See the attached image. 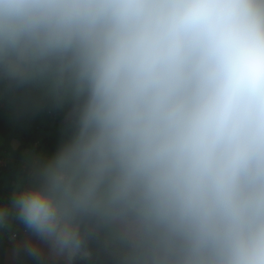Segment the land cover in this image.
Segmentation results:
<instances>
[{"label":"clouds","instance_id":"clouds-1","mask_svg":"<svg viewBox=\"0 0 264 264\" xmlns=\"http://www.w3.org/2000/svg\"><path fill=\"white\" fill-rule=\"evenodd\" d=\"M0 108L12 259L264 264V0H0Z\"/></svg>","mask_w":264,"mask_h":264},{"label":"trees","instance_id":"trees-1","mask_svg":"<svg viewBox=\"0 0 264 264\" xmlns=\"http://www.w3.org/2000/svg\"><path fill=\"white\" fill-rule=\"evenodd\" d=\"M0 117L8 121L9 129H8V134L5 136V139L7 141L6 147L12 153V160L8 163L3 173L4 177L9 180V183L7 186H3L0 188V194L3 196L4 200H7L10 198L12 190L14 189L13 182H16V178L22 173L21 151L26 150L30 144L35 143L40 128L46 126H43L41 124L40 125L33 124L26 127L17 125L13 122L12 119L9 118V112L3 108L0 109ZM43 129L50 131L49 128H43ZM14 138L22 141V145L16 151L12 149L10 144L12 139ZM55 147L56 146L54 141L49 144V148H51L52 150H54ZM5 245L6 244L4 242L3 243L0 242V264H4L3 251L5 249ZM19 264H35V261H32L27 257H21V259L19 260Z\"/></svg>","mask_w":264,"mask_h":264},{"label":"rangeland","instance_id":"rangeland-1","mask_svg":"<svg viewBox=\"0 0 264 264\" xmlns=\"http://www.w3.org/2000/svg\"><path fill=\"white\" fill-rule=\"evenodd\" d=\"M9 118L12 119L10 114H9ZM33 124H37V125L41 124L43 126H46V127H43V128H49L50 131H47L46 129L40 128L36 142L33 143V144H30L29 147L35 145L37 147H42V148H46L48 150H52L51 148H49V144L54 141L55 142V146H56V144L58 142V138H59V131H58L59 130V121L57 119L51 117V116H39L32 123H30V124H28L26 126L33 125ZM6 126H7L6 121L0 117V128H1V131L4 128H6ZM26 126H22V127H26ZM4 137L5 136L0 134V151L2 149L6 150L5 155L2 157V161H1V165H0V173H4V171H5V167L2 166V163L3 162L9 163L12 160V153L6 147L7 141H6V139ZM0 180H1L0 181V188H1V187H3V185H2L3 183L2 182H4V177L0 176ZM5 185H8V182H6ZM0 199H3V196L1 194H0ZM9 258H10L11 261L13 260L12 257H11V254L9 255Z\"/></svg>","mask_w":264,"mask_h":264},{"label":"crops","instance_id":"crops-1","mask_svg":"<svg viewBox=\"0 0 264 264\" xmlns=\"http://www.w3.org/2000/svg\"><path fill=\"white\" fill-rule=\"evenodd\" d=\"M5 120V119H4ZM6 123H7V126L6 128H4L2 131H1V128H0V134L3 135V136H6L8 134V129H9V124H8V121L5 120ZM5 138V137H4ZM27 150V149H26ZM51 151V150H49ZM5 152L6 150L2 149L0 151V165H1V161H2V157L5 155ZM5 158V157H4ZM0 176L4 177L3 176V173H0ZM25 177H24V172H23V169H22V173L21 175H19L17 178H16V182H13V187H15L16 183L18 182V180H24ZM1 181V180H0ZM8 182L9 183V180L7 178L4 177V182H2L3 186H7L5 185V183ZM13 191V190H12ZM21 235H22V232H21ZM0 242H4L6 245H5V249L3 251V263L4 264H19V260H10L9 258V255L11 254V249H12V244L9 242L8 238H7V235H3V236H0Z\"/></svg>","mask_w":264,"mask_h":264},{"label":"water","instance_id":"water-1","mask_svg":"<svg viewBox=\"0 0 264 264\" xmlns=\"http://www.w3.org/2000/svg\"><path fill=\"white\" fill-rule=\"evenodd\" d=\"M21 145H22V141L21 140L16 139V138L12 139L11 147H12V149L14 151L18 150Z\"/></svg>","mask_w":264,"mask_h":264},{"label":"built area","instance_id":"built-area-1","mask_svg":"<svg viewBox=\"0 0 264 264\" xmlns=\"http://www.w3.org/2000/svg\"><path fill=\"white\" fill-rule=\"evenodd\" d=\"M7 165H8L7 162H3V163H2V166L5 167V168L7 167Z\"/></svg>","mask_w":264,"mask_h":264}]
</instances>
